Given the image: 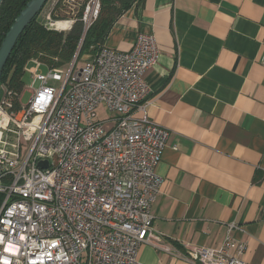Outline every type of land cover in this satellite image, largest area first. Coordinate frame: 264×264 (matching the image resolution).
Segmentation results:
<instances>
[{
    "label": "built area",
    "instance_id": "1",
    "mask_svg": "<svg viewBox=\"0 0 264 264\" xmlns=\"http://www.w3.org/2000/svg\"><path fill=\"white\" fill-rule=\"evenodd\" d=\"M100 9V0H55L44 25L66 33L81 21L85 36ZM84 40L65 68L31 61L27 104L0 86V264H138L139 248L161 240L152 207L170 133L134 117L150 93L144 76L158 43L141 33L130 51L104 45L86 60ZM245 251L228 235L219 249L184 258L247 264Z\"/></svg>",
    "mask_w": 264,
    "mask_h": 264
},
{
    "label": "crops",
    "instance_id": "2",
    "mask_svg": "<svg viewBox=\"0 0 264 264\" xmlns=\"http://www.w3.org/2000/svg\"><path fill=\"white\" fill-rule=\"evenodd\" d=\"M141 33L159 57L134 117L170 135L152 207L161 240L139 248L138 264H192L191 251L228 235L247 264H264V0H145L105 46L130 51Z\"/></svg>",
    "mask_w": 264,
    "mask_h": 264
},
{
    "label": "trees",
    "instance_id": "3",
    "mask_svg": "<svg viewBox=\"0 0 264 264\" xmlns=\"http://www.w3.org/2000/svg\"><path fill=\"white\" fill-rule=\"evenodd\" d=\"M31 0H4L0 8V48L17 17ZM145 0H100L98 19L84 36V25L75 23L69 32H57L45 27L38 16L19 38L3 71L0 86L12 92L14 98L23 94L26 69L33 59L51 68H65L74 58L79 43L85 37L81 55H95L105 45L116 22L133 6ZM82 13L80 14V16ZM4 196L0 193V207Z\"/></svg>",
    "mask_w": 264,
    "mask_h": 264
},
{
    "label": "water",
    "instance_id": "4",
    "mask_svg": "<svg viewBox=\"0 0 264 264\" xmlns=\"http://www.w3.org/2000/svg\"><path fill=\"white\" fill-rule=\"evenodd\" d=\"M3 1L4 0H0V8ZM48 1L49 0H31L17 17L11 29L7 33L0 48V83L3 71L19 38L32 21L42 12ZM39 166L45 167L46 162H41Z\"/></svg>",
    "mask_w": 264,
    "mask_h": 264
},
{
    "label": "rangeland",
    "instance_id": "5",
    "mask_svg": "<svg viewBox=\"0 0 264 264\" xmlns=\"http://www.w3.org/2000/svg\"><path fill=\"white\" fill-rule=\"evenodd\" d=\"M55 0H49L48 3L45 5L44 9L42 10V12L38 15V19L39 21H44L46 18H47V13L51 10V7H52V4ZM89 0H86V3L88 2ZM64 10V8L62 9ZM61 14V12H59ZM84 57V59H86V54L82 55V58ZM83 60H80L79 61V64L78 66L81 67L83 65ZM34 64L31 63L30 65H28V68H31L33 67ZM42 72L44 74H48V69L45 68V67H42ZM24 89H23V97H22V102L23 104H27L28 101L31 99L32 97V94L31 92L29 91L30 88H31V85H32V79L30 77L29 74H26V77L24 79ZM55 86H59L58 83H55ZM105 113H103V111L100 109L99 110V117H104Z\"/></svg>",
    "mask_w": 264,
    "mask_h": 264
}]
</instances>
